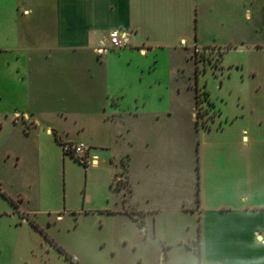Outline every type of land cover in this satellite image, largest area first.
Instances as JSON below:
<instances>
[{
    "label": "crops",
    "instance_id": "obj_1",
    "mask_svg": "<svg viewBox=\"0 0 264 264\" xmlns=\"http://www.w3.org/2000/svg\"><path fill=\"white\" fill-rule=\"evenodd\" d=\"M263 9L0 0V264H264ZM115 28L126 45L99 51ZM210 46L217 126L200 128ZM75 141L90 163L62 153Z\"/></svg>",
    "mask_w": 264,
    "mask_h": 264
},
{
    "label": "built area",
    "instance_id": "obj_2",
    "mask_svg": "<svg viewBox=\"0 0 264 264\" xmlns=\"http://www.w3.org/2000/svg\"><path fill=\"white\" fill-rule=\"evenodd\" d=\"M125 33L126 32L121 29H111L108 33L107 45L99 49V51H117L124 47L126 45ZM221 53L222 48L220 46L196 47L194 49V66L197 81L194 87L195 105L193 108V119L196 126L209 128L214 125V116L218 112L215 105L210 100L208 89L206 88V72H209L211 75H218ZM61 149L64 155H68L80 163L87 164L91 162L88 154L89 146L83 142H63L61 144ZM123 184L124 178L121 174L119 176L116 175L112 180V186H122Z\"/></svg>",
    "mask_w": 264,
    "mask_h": 264
},
{
    "label": "trees",
    "instance_id": "obj_3",
    "mask_svg": "<svg viewBox=\"0 0 264 264\" xmlns=\"http://www.w3.org/2000/svg\"><path fill=\"white\" fill-rule=\"evenodd\" d=\"M129 213L130 214H134V212L131 211V210L129 211ZM137 218H138V222L141 224L142 223V218L139 217V216H137ZM186 245L188 247L192 248L193 251L196 253V255L199 257V243H198V238L196 239V241L187 243ZM58 248H59V250L62 251V248L61 247L58 246Z\"/></svg>",
    "mask_w": 264,
    "mask_h": 264
},
{
    "label": "rangeland",
    "instance_id": "obj_4",
    "mask_svg": "<svg viewBox=\"0 0 264 264\" xmlns=\"http://www.w3.org/2000/svg\"><path fill=\"white\" fill-rule=\"evenodd\" d=\"M220 61V60H219ZM194 75H195V77H196V73H195V71H194ZM212 76H216V75H212ZM196 81H197V78H196ZM194 105H195V102H194ZM194 108V107H193ZM194 124H195V122H194ZM213 125V124H212ZM197 127H200V126H197ZM211 127H215V125H213V126H211ZM200 128H208V127H200ZM123 186V185H122ZM118 187H120V185H118Z\"/></svg>",
    "mask_w": 264,
    "mask_h": 264
}]
</instances>
